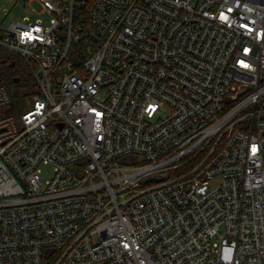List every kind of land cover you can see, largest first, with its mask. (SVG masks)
I'll use <instances>...</instances> for the list:
<instances>
[{"label":"built area","instance_id":"2783aa9c","mask_svg":"<svg viewBox=\"0 0 264 264\" xmlns=\"http://www.w3.org/2000/svg\"><path fill=\"white\" fill-rule=\"evenodd\" d=\"M17 1L0 46L36 94L18 124L0 85V264H264V0Z\"/></svg>","mask_w":264,"mask_h":264},{"label":"rangeland","instance_id":"374dc122","mask_svg":"<svg viewBox=\"0 0 264 264\" xmlns=\"http://www.w3.org/2000/svg\"><path fill=\"white\" fill-rule=\"evenodd\" d=\"M7 12H9V15H6ZM25 15H29L32 18H35V16L30 13L29 6L23 7L17 0H0V21L2 22L1 24L2 29H6L13 20L22 19ZM4 50L10 56L18 59L16 73H19L22 76V82L20 84H13L10 82L9 77L4 71L2 65H0V79H2V83L0 82V84L6 86L10 96L11 113L14 116L15 121L18 124H20V115L31 106L34 95L36 94V80L33 75L32 68L27 62L22 60L13 51H9L8 49L5 48ZM246 89L247 92L239 96V100L233 102V104H237L239 101L249 96L251 93L255 91L256 88L254 85H248ZM231 94H234V92H231L230 96ZM228 101H230L229 97L226 98V102ZM167 114L168 111H164L159 116L165 117ZM148 162L149 161L146 160L141 155H135V154L126 155L119 159L120 165L124 167L143 166L148 164ZM42 170H43V178L45 180L53 176V167L51 165H43ZM172 173H173L172 170H163L157 172L154 176L153 175L150 176L153 177L151 181L149 182L142 181V187H147L149 185L159 182L160 180L162 181L167 177H170ZM50 254H51L50 250L45 252V255L48 258Z\"/></svg>","mask_w":264,"mask_h":264},{"label":"trees","instance_id":"16d2710c","mask_svg":"<svg viewBox=\"0 0 264 264\" xmlns=\"http://www.w3.org/2000/svg\"><path fill=\"white\" fill-rule=\"evenodd\" d=\"M0 65H2L4 71L9 77V80L13 84H20L22 82V76L19 73H16V67L18 65V59L10 56L6 53L4 48L0 47ZM19 79V81H16V79ZM0 82L2 83V79H0ZM2 85V84H0ZM5 86V85H3ZM6 87V86H5ZM11 108V106H10Z\"/></svg>","mask_w":264,"mask_h":264},{"label":"water","instance_id":"95a60500","mask_svg":"<svg viewBox=\"0 0 264 264\" xmlns=\"http://www.w3.org/2000/svg\"><path fill=\"white\" fill-rule=\"evenodd\" d=\"M16 81H19V79L17 78ZM9 111H10V107H8V108L6 109V112H7V113H8Z\"/></svg>","mask_w":264,"mask_h":264}]
</instances>
